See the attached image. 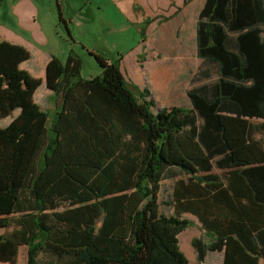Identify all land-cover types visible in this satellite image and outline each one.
<instances>
[{"label": "trees", "instance_id": "1", "mask_svg": "<svg viewBox=\"0 0 264 264\" xmlns=\"http://www.w3.org/2000/svg\"><path fill=\"white\" fill-rule=\"evenodd\" d=\"M197 44L204 68L190 78V109L156 113L122 58L88 51L101 74L85 79L79 55L53 57L47 85L61 105L49 129L35 101L42 80L21 68L31 53L0 43V119L20 111L0 128V262L25 248L26 264H190L179 237L195 225L190 214L209 237L193 243L201 263L222 253L223 264H260L264 0H206ZM240 145L252 162L237 164Z\"/></svg>", "mask_w": 264, "mask_h": 264}, {"label": "rangeland", "instance_id": "2", "mask_svg": "<svg viewBox=\"0 0 264 264\" xmlns=\"http://www.w3.org/2000/svg\"><path fill=\"white\" fill-rule=\"evenodd\" d=\"M55 2L56 0H4L0 6V43L2 41H16L30 48L34 54L36 50L44 53V55L54 54L63 63L66 62L72 52L82 58L81 77L85 79L101 74V68L97 60L89 54V50H96L97 53L107 58L110 62H117L120 58H124L121 60L123 67L121 69L126 80L130 83L132 90H134L133 86L140 87V82L137 81L140 77L137 72L136 60L138 59L128 56L138 46L142 38L139 26L132 24V18L121 14L111 1L93 0V5L91 6L89 0H61L64 17L68 22L70 21L67 28L60 21V13L56 7L54 8V17L50 15V6L56 4ZM97 3H103V10L98 11L95 9ZM36 11L40 12V16L36 23H33L32 17L33 14H37ZM168 65L173 69L179 66L178 63ZM191 66L193 69L197 66L201 70L204 68V63L200 59L198 61L192 59ZM32 68V64H28L25 69L30 71L33 77L41 78L39 73L35 74L32 72ZM176 71L174 70L175 74L178 72ZM142 84L143 88L150 89L149 83ZM153 97H155L156 103V108H152L153 113H156L159 109L172 106L164 105L155 95ZM39 101L45 108L48 107L47 109H49L47 111L49 115L47 126L51 129L57 117V111L54 110L56 101L55 99L48 101L44 98ZM173 106L190 109L191 104H189L188 98H181ZM19 112V110H16L12 115L0 119V128L7 127ZM251 122L252 124H258L261 120H251ZM256 138L264 140V134H258ZM240 147L241 153L238 149V151L236 150L238 156L236 159L237 164L243 165L252 162V158L247 153L251 150L249 151L246 147L242 149V145ZM216 172H219V170ZM171 183L173 182H164L165 194L162 193L161 201L169 198L168 193L172 192ZM69 206V203H64L60 209H65ZM162 211L168 215L175 212L173 209L167 210L163 206ZM183 218L192 220L195 223L193 227L183 232L180 237L181 250L190 261V264H223L222 253H208L204 263L198 260L193 243L196 239H202L204 243H208L209 237L196 217L184 214ZM2 232L3 230L0 229V234ZM24 249L20 250L16 264H26L27 252ZM260 264H264V258L261 259Z\"/></svg>", "mask_w": 264, "mask_h": 264}, {"label": "crops", "instance_id": "3", "mask_svg": "<svg viewBox=\"0 0 264 264\" xmlns=\"http://www.w3.org/2000/svg\"><path fill=\"white\" fill-rule=\"evenodd\" d=\"M3 1L4 0H0V6ZM60 1L61 0H56V4L50 6V15L54 17V8L56 7L65 19ZM89 1L92 6L93 0ZM107 1H111L121 14L131 17L133 20L132 24L138 25L140 32L142 31V27H144V23L149 21L145 26V36L141 38L138 46L128 54L129 57L138 59L136 62L138 66L137 72L140 74L137 80L140 82L139 88L144 89L142 83H149L151 97L155 95L164 105L173 106L179 99H187L186 93L189 88L190 78L197 70V66L194 69L192 68L191 62L192 59H195V61L200 59L198 55L197 27L199 13L205 6L206 0ZM102 4L103 3H97L95 9L98 11L103 10L104 5ZM36 12L37 14H33L32 17L33 23H36V20L40 16V12ZM65 20L68 22L67 19ZM9 42L26 47L31 53L30 60L23 63L21 68L28 71L25 68L28 64H32V72L35 74L39 73L41 77L39 79L42 80V85L35 94L36 103L47 112L49 110L47 109L48 107L45 108L39 100L42 98L48 101L55 99L56 105L54 110L56 111L57 107L61 105V99L49 89L46 75L49 61L56 56L54 54L44 55V53L38 50H36L34 54V52L24 44L16 41ZM89 51L99 54L96 50ZM175 63H178L179 66L174 69L170 68L168 65ZM174 70L178 72L176 71L177 73L175 74ZM28 72L31 74L30 71ZM176 81L177 83H175ZM154 98L155 97H153V99ZM0 264L8 263L0 262Z\"/></svg>", "mask_w": 264, "mask_h": 264}]
</instances>
